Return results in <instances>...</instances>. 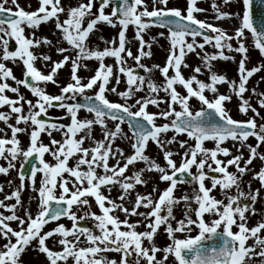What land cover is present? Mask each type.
I'll use <instances>...</instances> for the list:
<instances>
[{
	"label": "snow or ice",
	"instance_id": "snow-or-ice-1",
	"mask_svg": "<svg viewBox=\"0 0 264 264\" xmlns=\"http://www.w3.org/2000/svg\"><path fill=\"white\" fill-rule=\"evenodd\" d=\"M9 0H0V48H2V61H22L24 65L23 79H18L11 68L5 63L0 62V107L7 105L10 108L9 113L0 111V121H3L11 129V138L0 137V157L9 159L7 167H0V173L7 174L9 169L14 167L11 161L22 155L27 162L29 157H34L39 161V167L32 166L30 179L35 189V177L37 172L42 173L41 186L38 189L39 205L38 211L33 215L25 210L23 217L16 214L17 206L21 204L20 189L24 186L25 175L20 173V187L13 191L10 196H5V200L15 198L16 203L5 204L0 200V208H5L10 215L0 213V264H23L22 255L27 249L38 251L45 254L49 264H67L69 258L73 264H140L141 260L145 264H163L169 255L174 256L178 264H250L253 257H260L261 264H264V236L259 235L264 230V221L249 228L247 226L246 212L249 210L248 204L241 205V197L245 193L240 190V177L248 171V165L254 159L259 158L264 161V153H259L258 148L264 143V124L257 125L256 119L249 118L246 121L233 119L225 108V101L232 99L230 95L220 94L217 85L227 83L231 91L240 98L239 111L247 114L249 110L255 113L259 112L252 107L248 99L244 98V93L248 91L247 82L254 73L261 70L264 65L254 66L251 69L246 68L248 60V48L244 40L246 32H250L254 47L264 55V0H242L243 12L235 15L240 19V25L234 30V34H228L224 29L200 20L195 13L202 12L204 9L197 6V0H187V6L182 11L179 7H168L169 0H152V7L149 10L146 0H120L111 8L110 13H105V8L114 3V0H100L99 7L93 12L95 0H86L78 3L76 6L65 9L61 0H38V8L33 11H27L21 7L18 0H11L13 7H7ZM227 4L228 0H224ZM213 9L216 11V19L230 18L232 14L220 11L213 2ZM258 10V14H257ZM66 13V18L61 21L60 14ZM87 23L85 25V20ZM49 21L55 22V28L60 30L61 39L65 41L75 55H66L68 48L56 47L57 53L62 55L59 61H52V67L49 73L44 74L34 65L37 56L31 49L43 44L51 45L52 41L47 37L35 38V33L30 36L25 35V27L30 29L38 28L41 23ZM106 23L111 27L119 25L118 42L116 38L105 40L102 36L99 38L105 43V47L100 49L98 46L90 47L89 38L97 30V25ZM132 25L135 27V38L139 41L138 54L133 56L130 48H126V31ZM166 28L168 31V40L170 44L169 55L164 66L153 65L152 68L140 63L143 57L151 56V43L146 42L143 33L151 26ZM205 30H210L215 35L205 34ZM164 36V33H159ZM191 37L189 41L187 38ZM196 37H202L203 42L198 43ZM236 39L237 46H233L231 41ZM156 38L153 37L154 41ZM14 40V50L9 49L10 41ZM206 44H212L218 51L209 55L205 53L202 57L204 66L211 73L209 82L198 79L197 75L185 78L181 67H188L185 57L188 53L195 52L196 48L204 49ZM59 45V41L57 42ZM145 45L148 51H145ZM236 52L241 54L238 62L239 82L228 80L226 75L217 74L212 71V61L223 59L225 61L234 60L235 57L226 54ZM125 54L131 57L139 67L145 72L151 73L153 68L158 69L164 77L163 84H157L153 80L146 78L134 72L131 67H125ZM199 55V53H197ZM106 57L115 58L118 72L126 76L127 89L118 93L124 99V103L112 102L105 95L106 92H116V88H108L110 79L113 78V65L105 64ZM44 61L51 60L48 55L40 57ZM95 59L98 61V67L93 76L87 82H82V77L78 73L81 67L87 68L83 63L85 60ZM66 64L71 66V82L61 88L60 95H50L40 83L49 82L57 84L55 77L58 70ZM170 69L172 74H169ZM194 73H201V67L194 68ZM15 81L16 85H23L28 88L32 95L37 99L35 103L26 100L19 94V87H13L7 80ZM35 82V83H33ZM116 84L120 83L119 75L115 76ZM196 87H193V85ZM148 89V95L139 97L133 105L127 101L131 99L136 92ZM177 85L186 90V94H181L177 90ZM96 88L94 96L85 95L86 90ZM205 90L214 93V98L209 99L204 93ZM17 93V98H10L6 92ZM167 94L168 100L159 98V92ZM255 92V89H252ZM67 94H71L68 96ZM76 95L82 96L81 102L66 103L67 99H74ZM259 104L264 107V93L260 94ZM197 98L202 107L201 110L193 113L189 101L191 98ZM23 102V103H21ZM58 102V103H54ZM168 104L167 109L159 113L148 111L149 105L159 107L160 103ZM28 105V113L24 114V104ZM180 106L177 111L174 105ZM132 111L133 107H137ZM49 107H59L66 109L71 116V125L64 132L62 141L51 139V144L56 145L55 149L50 148L40 140L41 133H47L49 137L52 130L62 129L56 124L41 118L42 114L47 115ZM93 113V119H79L78 112L81 109ZM35 109V111H34ZM15 114L16 125L24 124L26 127L13 126L9 123ZM157 117L168 119L175 117L170 123L157 125ZM107 119L117 121L114 130L107 128ZM127 122L128 128L132 133L131 137L123 132L121 124ZM93 125H99L103 129L104 139L95 141V146L91 148L83 147L85 139H93L91 133ZM29 127L31 130L29 131ZM173 130L176 134H186L194 140V144L188 145L183 153L182 162L177 166L172 159L174 153L168 150L167 145L176 142L175 135L166 142L161 140V134H166ZM2 131V130H0ZM29 133L30 145L26 150L20 147L19 133ZM84 134L77 138L78 134ZM120 137L129 138L133 142L131 148L132 154L124 156L123 149H113V143ZM249 137H255L257 144L255 146L246 144ZM231 139L239 141L240 147L249 149V156L245 160L243 154L233 156L226 163L217 158L218 154L229 156L230 151L221 144ZM211 140L215 142L216 147L209 149L204 146V142ZM154 142L163 152L166 161L167 171L155 159L146 155V149L149 142ZM180 147L184 148L187 141H180ZM45 153L52 155L56 161L54 164L44 159ZM79 153L75 166H69V159ZM122 157L123 165L117 159L116 163L109 165L110 157ZM201 158L198 160L197 157ZM211 160L216 167L213 168ZM241 160L244 165L241 166ZM137 162H143L145 167L135 171L131 176L125 173L130 165ZM86 165L87 170H82L81 166ZM228 165H233L236 172L228 171ZM196 167L197 172L193 174L191 169ZM219 175L209 176L204 171L205 167ZM23 167V165H22ZM97 168L103 169V174L97 172ZM145 171H156L160 173L161 181L169 182L166 189L160 192L155 200L152 193L147 195L137 194L131 209L125 207L123 203H116L109 196L101 192L102 187L119 185L122 194L118 199L123 201L125 197L133 190L136 185H146L148 181L143 178ZM67 173L69 177L74 178V190L68 187L69 179L65 178ZM239 173V175H237ZM190 179H185V178ZM59 178V180H58ZM254 178L258 179L264 186V167L254 173ZM211 180V187L205 185V180ZM196 182L198 189L193 197L183 195L179 198L174 196V190L179 183ZM62 190L59 195L56 189ZM219 186L224 193L227 203L224 200L217 199L211 195L212 191ZM236 188V195H229L228 190ZM250 187V185H249ZM0 191L3 187L0 186ZM156 188L153 187V192ZM251 202L254 204L259 195V190L255 193L249 192ZM94 198L99 206L101 214L86 213L85 216L78 217L72 211L73 205H89L86 197ZM190 200H194L198 208L194 210L195 216L199 220H194L188 216L190 209ZM183 201L185 203V218L176 221L177 227H173L171 220H175L173 208ZM107 203V206H106ZM55 205V206H54ZM140 207L150 209L148 212H140ZM119 209L125 216L138 215L147 221L145 231H137V225L140 221L130 223L128 219L120 220L113 213ZM252 214H255V208H252ZM163 213V214H162ZM213 214L217 218L211 222H206L205 214ZM91 217L97 222V228L100 234H95L87 227L78 226V220ZM68 217L73 223L71 228L64 224H58L55 228L43 231L50 221H59L61 217ZM237 219L239 223H237ZM11 221L17 222V228L11 227ZM165 226V231L172 239V244L163 248V261L158 260L156 253L161 251L154 243V236L157 230ZM233 225H236L238 231H233ZM122 226L126 230H122ZM192 226H196L199 232L196 236H188L184 239L176 238L174 233L191 231ZM222 226V230L221 229ZM58 235L60 250H53L46 241ZM85 237L87 246L80 247V237ZM72 237V239H69ZM218 238L221 241L220 246H206L205 241ZM250 238H255L252 245L246 242ZM149 242V246L144 245V241ZM257 246L260 251H256ZM105 252L120 253L119 262L115 259H109L107 256L100 255ZM133 255L135 259H132Z\"/></svg>",
	"mask_w": 264,
	"mask_h": 264
},
{
	"label": "rangeland",
	"instance_id": "rangeland-1",
	"mask_svg": "<svg viewBox=\"0 0 264 264\" xmlns=\"http://www.w3.org/2000/svg\"><path fill=\"white\" fill-rule=\"evenodd\" d=\"M86 2V0H61L62 5L65 7V9H68L70 7L76 6L78 3ZM149 10H151L152 7V0H146ZM215 2V4L218 6L220 11L228 12L231 15L230 18H223V19H216V11L213 9L212 4ZM18 3L21 7H24L27 11H33L38 8V0H18ZM7 7H13L11 0H9ZM187 6V0H169L168 7H179L183 11ZM197 6L204 9L202 12L195 13L196 17L200 20H204L207 23H211L214 26L220 27L224 29L228 34L232 35L234 34V30L239 27L240 25V19L235 15L236 13L242 14L243 12V4L242 0H228V3L225 4L224 0H197ZM99 7V4L95 0L94 7L92 9L93 12H96ZM113 5H110L105 8V13H110L111 8ZM66 18V13L60 14V20L63 21ZM87 23V18L85 20V25ZM120 31L119 25L116 27H111L107 25L106 23H100L97 25V30L90 35L89 38V46L90 47H96L98 46L100 49H103L106 45L104 42H102L99 38L102 36L105 40H111L113 38L117 39L118 42V33ZM211 34L215 35V33H212L210 30H207ZM163 32L164 36H160L159 33ZM32 33H35V38H43L47 37L49 40L52 41L51 45L43 44L41 43L38 47H33L31 51H33L34 55L37 56V59L34 61V65L37 69H39L42 73L47 74L50 72L52 67V61H59L62 59V55L57 53L56 47H65L69 49V52L65 53L66 55H75L74 50L70 48V46L61 39V32L60 30L55 28V22L49 21L47 23H41V25L38 28L30 29L25 27V35L30 36ZM144 40L146 42L151 43V56L150 57H143L140 61L141 64L147 66L148 68H152L153 65H160L164 66L166 63L167 56L169 55L170 50V44L168 40V31L166 29H159L155 28L154 26L149 27L144 33H143ZM155 37L156 39L153 41L152 38ZM126 48H130L133 56L138 54V48H139V41L135 38V27L130 25L126 31ZM189 41L191 40V37L187 38ZM196 40L198 43L203 42V38L196 37ZM14 42V40H11L10 42ZM59 41V45H57V42ZM231 43L233 46H237V41L234 38ZM244 43L246 47L248 48V60L246 61V68L251 69L254 66H260L264 65V55H261L259 50H257L254 47V42L252 39V36L249 32H246V37L244 40ZM10 46V45H9ZM147 45H145V51H148ZM218 50L213 47L212 44H206L204 49L196 48L195 52L188 53L185 57V62L188 64V67H181V71L185 78H188L192 76L193 74L197 75L198 79L209 82V77L211 73L208 71V69L204 66V62L202 60V57L205 53H208L209 55L216 53ZM199 53V55H197ZM2 48H0V56H2ZM227 55L234 56V60H228L225 61L223 59H217L215 61H212V71L217 74H224L226 75L228 80H235L237 83L239 82V76H238V62L241 59V54L236 52H228L226 50ZM42 55H48L51 57V60L44 61L40 57ZM125 56L126 64L125 67H131L134 69V72L143 75L146 78V83L148 79L153 80L157 84H163L164 77L161 75L158 69L153 68L151 73L145 72V70L136 63L135 60H133L131 57H127L125 54H122ZM6 64L7 67L11 68L13 71V74L18 79H23V73H24V65L22 61H2ZM84 64L87 65V68L81 67L78 69V75L82 77V82H87V80L94 75L95 70L98 67V61L95 59L92 60H85L83 61ZM105 64L113 65V78L110 79L108 88L115 87L116 92H106L105 95L107 98L112 102H118V103H124V99L118 93L125 91L127 89V83H126V76L124 74H120L118 72V65L116 64L115 58L113 57H106L104 60ZM201 67L202 71L201 73H194L195 67ZM169 74H172V70L170 69ZM119 75L120 77V83L116 84L115 82V76ZM57 79L58 83L53 84L51 82L44 84L40 83L39 86L44 88L45 91L50 95H60L61 94V88L65 86L67 83L71 82V66L70 64H66L63 68L58 70V74L55 77ZM7 83H9L13 87H19V94L23 95L26 100H31L33 103L36 101V97L32 95L31 91L24 87L23 85H16L15 81L8 79ZM177 90L183 95L186 94V90L182 87L177 85ZM193 87H196L194 84ZM218 92L220 94H226L230 95L232 97L231 100L225 101V108L228 111L229 115L233 117V119L246 121L249 118H255L257 121V125L264 124V107H261L259 104V100L261 99L260 94L264 93V67L261 68L260 71L253 74L252 77L249 78L246 88L248 91L244 93V98L249 100V103L254 107L257 112H259V115L256 116L255 113H253L251 110L248 111L247 114L241 113L239 111V105L241 103V100L239 97H237L230 89L229 85L227 83H221L217 85ZM252 89H255V92L252 91ZM96 88L86 90L85 95L88 96H94L96 92ZM6 94L10 98H17V93H12L11 91H7ZM148 89L145 85L144 90L136 92L135 95L127 101V103L131 106L135 103V100L142 96H147ZM210 100L214 98V93L211 91L205 90L204 93ZM68 96H71V94H67ZM159 98H162L163 100L167 101L168 96L165 92L160 91L159 92ZM81 95H76L74 99H67L65 102H80L82 100ZM23 103V102H21ZM189 104L191 106V110L193 113L196 111L201 110L203 106L201 102L193 97L190 99ZM168 104L161 102L159 107L149 105L148 111L152 113H159L162 110L167 109ZM177 111H180V106L174 105ZM138 108L133 107L132 111H136ZM0 111H3L5 113L10 112V108L6 105L3 107H0ZM35 111V109H34ZM28 113V105L24 104V114ZM47 117L51 118H57V117H70V114L67 112L66 109L61 108L60 110H56L53 107H49L47 111ZM94 114L89 113L84 110H80L78 112V118L83 119H93ZM175 117H169L168 119H164L162 117H157L156 123L157 125H162L164 123H170L172 119ZM9 123L13 126H19V127H26L23 123L20 125H16L15 122V114H12V118L9 120ZM107 128L109 130H114L115 124L117 121H113L110 119H107ZM59 128V126H58ZM121 128L123 129V132L127 134V137H131L132 133L130 132L128 128V124L125 122L124 124H121ZM0 137L2 138H11V129L7 127V125L2 121L0 123ZM31 130V127H29V131ZM67 128H62L59 130H52V135L49 137L47 133H41L40 140L48 145L50 148L55 149L57 146L51 144V139H55L57 141H62L64 138V132H66ZM84 133L81 132L78 134L77 138L79 136L83 135ZM93 139H85L83 147L85 148H91L95 146V141L103 140V129L99 125H93L92 133H91ZM176 137V142L172 144H168L167 148L168 150H171L174 155L172 157L173 160H175L177 166L180 165L182 162L183 153L186 151L188 145L194 144V140L188 137L185 134H176L173 130H170L166 134H161V140L167 141L170 140L173 136ZM18 139L20 140V147L24 150L27 149V147L30 145V136L29 133H19ZM180 141H187V145H185L184 148L180 147ZM133 141L129 138L121 139L120 137H117V139L113 143V149L115 150L117 147L120 149H123L124 156H128L132 154L133 149L131 148V143ZM246 144H251L255 146L258 142L255 137H249V139L245 142ZM204 146L209 149H214L216 147L215 142L208 140L204 142ZM221 147H226L230 151L229 156H224L223 154H218L217 158L220 159L223 162H227L229 159H231L233 156L243 154L244 159L246 160L249 156V149L247 147H240L239 141H233L231 139H228L224 141L221 144ZM259 153H264V143H261L258 148ZM79 153H77L75 156L71 157L69 159V166H75L77 159L79 157ZM146 155L151 157L152 159H155L157 163H159L162 167H165L167 171L171 172V169L167 168L166 161L163 157L162 150L154 143L149 142L148 147L146 149ZM201 157L198 156L197 159L199 160ZM44 159L49 163H55L56 161L52 157L51 154L45 153ZM120 160V164L123 165L125 162L122 157L116 156V157H110L109 158V165H113L116 163V160ZM9 159H5L3 157H0V167H7L9 163ZM12 164H14V167L10 168L7 175V180L5 185L3 186V191L0 193V200H3L5 204H14L16 203L15 198L5 200V196H10V194L17 190L20 187L21 181L19 178V172L22 169V165L25 164L24 158L22 155H18L17 159L11 161ZM208 163H212L213 168L216 167V165L209 160ZM241 166L244 165V160H241ZM145 167V164L143 162H137L135 165H130L129 169L126 171V176H131L133 172L138 171ZM262 167H264V161H261L259 158L254 159L250 165H248V171H246L242 177H240V190L245 193V197H241L240 203L248 204L249 210L246 212V218H247V226L249 228L255 226L261 221H264V186L261 185L260 181L258 179L254 178V173L258 172ZM82 170H87L86 165L81 166ZM204 171L208 173L209 176L214 175V172H211L207 166L205 167ZM228 171L230 172H236V168L233 165H228ZM97 172L99 174H103V169L97 168ZM191 172L195 174L197 172V169L195 166L191 169ZM42 173L38 172V174L35 177V189H33L32 182L29 178L24 179V186L22 189H20L21 192V204L17 206L16 214L23 217L25 215V210L30 211L33 215H35L38 211V205H39V193L38 189L41 186V179H42ZM216 175H219L216 173ZM239 175V173H237ZM65 178L69 179L68 187L70 189L74 190V178L69 177L67 173L64 174ZM160 173L156 171H145L143 173V178L148 181L146 185H136V187L130 191V193L125 197L123 201L118 199L120 195L122 194V189L119 187V185L111 186V191H109L108 187H102L101 192L105 196H109L113 201L116 203H123V205L129 209L132 208L133 203L135 201L136 195H147L148 193H152V197L155 200L158 198L160 192H162L164 189H166L169 185V182L167 181H161L159 179ZM59 180V178H58ZM205 185L207 187H211V180L206 179ZM250 185V187H249ZM153 187L156 188V191L153 192ZM198 189V185L196 182H192L190 184H178L177 188L174 190V196L179 198L183 195H187L189 197H193L196 190ZM256 190H259V195L257 197L256 202L253 204L250 200V197H248V193L251 191L253 193L256 192ZM61 189L59 186L56 189V194L59 195L61 193ZM229 195H236L237 190L235 187L228 190ZM211 195H214L217 199L224 200L225 203H227V199L225 198L224 193L220 190L219 186H217L216 189H214L211 193ZM89 201V205H73L72 211L76 213L78 217L85 216L86 213H96L101 214L99 206L96 204L93 197L88 196L86 197ZM190 209L188 211V216H190L194 220H199V217L195 216L194 210L198 208V205L195 203L194 200H190ZM107 206V203H106ZM252 208H255V214H252ZM150 209L140 207L138 211L140 212H148ZM185 203L183 201L180 202L179 205L175 206L173 208V214L175 216V220H171L172 226L175 228L177 227L176 221L184 219L185 218ZM0 213H3L4 215H10L11 213L7 211L5 208H0ZM115 216L119 217L120 220L128 219L130 223H135L136 221H140V223L137 225L136 230L137 231H145L148 230L146 228L147 221L144 220L143 217L138 215H128L125 216L124 212L120 211L119 209L115 210L113 213ZM163 214V213H162ZM207 216H204V219L206 222H211L212 220L216 219L217 217L213 214L206 213ZM205 214V215H206ZM85 221L87 223H91L94 228L92 231L95 234H100L99 229L97 228V222L91 217V215H88L85 217V219L78 220ZM11 227L14 229L17 228V222L11 221L9 222ZM72 221L68 219L60 220L55 223H50L45 226L43 231H48L53 228H55L58 224H64L65 227L71 228L72 227ZM237 223H239V220L237 219ZM122 230H126L122 226ZM222 230V226L221 229ZM234 232L238 231V228L236 225H233ZM199 232V229L196 226H192V230L185 231V232H176L174 233L176 238L184 239L188 236H196ZM261 236H264V230L261 231L259 234ZM59 236L54 235L53 237L49 238L46 241V244L52 248L53 250H60L61 246L58 243ZM69 239H72V237H69ZM81 243L79 244L80 247L87 246L85 242V237H80ZM255 242V238H250L246 244L252 245ZM4 241L0 240V244H3ZM153 243L161 249V251L156 253L157 259L163 261L164 252L162 251L163 248L167 247L168 245L172 244V239L168 236L167 232L165 231V226L161 225V227L157 230L156 235L154 236ZM145 246H149V242L147 240L144 241ZM256 251H260V247L257 246ZM100 255L107 256L109 259H115L117 262H119L121 254L116 252H105L101 253ZM132 259H135V256L133 255ZM23 264H49V261L46 259L45 254L40 253L38 251H33L31 248L27 249V251L22 255ZM36 262V263H35ZM60 264H63V262H60ZM67 264H73V261L71 258H69ZM140 264H145V261L141 260ZM163 264H178V262L175 260L174 256L169 255L168 259L166 261H163ZM250 264H261V258L256 256L253 257Z\"/></svg>",
	"mask_w": 264,
	"mask_h": 264
},
{
	"label": "water",
	"instance_id": "water-1",
	"mask_svg": "<svg viewBox=\"0 0 264 264\" xmlns=\"http://www.w3.org/2000/svg\"><path fill=\"white\" fill-rule=\"evenodd\" d=\"M98 2L100 3V0H98ZM119 2H120V0H114L113 5L115 6V4H116V3H119ZM257 14H258V10H257ZM154 26H155V25H154ZM205 34H207V35H211V34H209L207 31H205ZM16 46H17V45H15L14 43H12L11 50H14ZM33 83H34V82H33ZM55 108H59V107H55ZM82 109H83V108H82ZM41 118H43V119L49 121L50 123H56V124H58V125H63V126H70V125H71V120H68V119H65V120H53V119H49V118H47V117H45V116H41ZM38 165H39V161H38V159H36V158H34V157H31V158L29 159L27 165L25 166V168L22 170V172L24 173V175H27V174L30 175V172H31V168H32V166H37V167H38ZM185 179H190V178H187V177H186ZM185 183H191V182H185ZM54 206H55V205H54ZM65 217H66V216H65ZM65 217H61L60 219L65 218ZM50 222H55V221H50ZM50 222H49V223H50ZM78 226L89 228V226H86V224H85L84 222H79V223H78ZM204 243H205L206 246H209V247H210V246H213V245H215V246H220L221 241H220L218 238H214L213 240L205 241Z\"/></svg>",
	"mask_w": 264,
	"mask_h": 264
},
{
	"label": "bare ground",
	"instance_id": "bare-ground-1",
	"mask_svg": "<svg viewBox=\"0 0 264 264\" xmlns=\"http://www.w3.org/2000/svg\"><path fill=\"white\" fill-rule=\"evenodd\" d=\"M6 180H7V175L6 174H4V173H0V186H4L5 185V183H6ZM0 193H1V191H0ZM190 202V201H189ZM205 216H207V214L205 215ZM27 251V250H26ZM36 263V262H35ZM34 264V263H33Z\"/></svg>",
	"mask_w": 264,
	"mask_h": 264
},
{
	"label": "flooded vegetation",
	"instance_id": "flooded-vegetation-1",
	"mask_svg": "<svg viewBox=\"0 0 264 264\" xmlns=\"http://www.w3.org/2000/svg\"><path fill=\"white\" fill-rule=\"evenodd\" d=\"M6 106V105H5ZM0 123H2V121H0Z\"/></svg>",
	"mask_w": 264,
	"mask_h": 264
}]
</instances>
